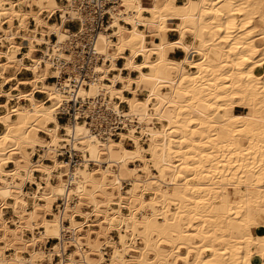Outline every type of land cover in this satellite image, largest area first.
Instances as JSON below:
<instances>
[{
  "label": "bare ground",
  "instance_id": "6f19581e",
  "mask_svg": "<svg viewBox=\"0 0 264 264\" xmlns=\"http://www.w3.org/2000/svg\"><path fill=\"white\" fill-rule=\"evenodd\" d=\"M76 3L0 0V264H264V0H121L95 43L101 75L77 92L127 103L137 123L118 139L58 118L68 95L47 80L70 58L67 21L86 27Z\"/></svg>",
  "mask_w": 264,
  "mask_h": 264
},
{
  "label": "built area",
  "instance_id": "2783aa9c",
  "mask_svg": "<svg viewBox=\"0 0 264 264\" xmlns=\"http://www.w3.org/2000/svg\"><path fill=\"white\" fill-rule=\"evenodd\" d=\"M76 4L78 12L86 16V27L84 30L78 29L81 23L78 19L67 21L78 23L77 29L72 33L70 47L65 50L70 58H53L61 77H51L47 80L56 81L58 87L68 95L58 118L66 121H84L100 138L118 139L122 132H127L129 127L137 123L134 118L125 115V103L119 102L115 106L109 102V96L103 93L95 98H82L77 92L82 84L88 87L90 83L98 81L101 75L96 68L103 63L104 58L96 51L95 43L99 31L108 26L111 12L122 6L121 0H77ZM112 72L114 71L109 74L112 75ZM62 79H67L68 85H65ZM103 82L110 81L104 79ZM126 142L130 141L127 139ZM59 157L67 160L72 168L81 164V157L75 151L66 150Z\"/></svg>",
  "mask_w": 264,
  "mask_h": 264
},
{
  "label": "rangeland",
  "instance_id": "374dc122",
  "mask_svg": "<svg viewBox=\"0 0 264 264\" xmlns=\"http://www.w3.org/2000/svg\"><path fill=\"white\" fill-rule=\"evenodd\" d=\"M178 3V2H177ZM145 14H147V13H145ZM60 14L58 13L57 15H55L54 16V18L52 19V21H58L59 20V18H60ZM69 21V20H68ZM171 22V23H170ZM169 22V25L170 26H172V27H174V26H176V22L175 21H170ZM77 25H78V23L77 22H73V23H71L70 24V22H67L66 23V27L67 28H69L70 30H76L77 29ZM6 26H7V24H6ZM128 33H126V35H127ZM192 40V37L191 36H188V42H190ZM148 43H151V44H153V40L150 38V39H148V42H147V44ZM151 44H148V45H151ZM0 49H4V50H8L9 48L5 45V46H1V44H0ZM13 49V48H12ZM11 49V50H12ZM22 51V52H21ZM27 51V48H25V47H23L19 52H17V55L19 56V57H23V55H24V52H26ZM195 54V57L197 58V57H199L196 53H194ZM35 55H40V52H35ZM219 55V56H218ZM221 53H217V59H220L221 57ZM151 59H154V57H152ZM28 62V61H27ZM188 66V68L189 69H191L190 68V66L189 65H187ZM14 73V69L13 68H9L8 70H7V75H11V74H13ZM31 75H32V73L30 72V71H27L26 69H23L21 72H19V78H29V77H31ZM18 76V75H17ZM49 82H52V80H50ZM14 82H11V84H13ZM10 84V85H11ZM10 86H8V87H6V89H8ZM21 88L23 89V90H27L28 88H29V86L28 85H24V86H21ZM37 97H39V98H43L44 97V95L43 94H40V93H37ZM141 97H143V95L141 96ZM3 99L4 98H1L0 99V101H3ZM13 103H14V101H13ZM3 112V110H2V108H0V113H2ZM61 122H65L66 120L65 119H63V120H60ZM157 125V124H156ZM3 129V125H0V131ZM127 144V146H130V142H127L126 143ZM38 156H35V158H37ZM46 162H49L48 160H46ZM30 187L29 186H27L26 187V189H29ZM229 189L230 190H235L233 187H231V186H229ZM61 204H62V200H60V202H57V204L55 203L54 204V206H53V209L55 210V211H58V207L59 206H61ZM170 209L171 210H174V205H172L171 207H170ZM8 210V211H7ZM13 216V213H12V210L11 209H6V217L7 218H11ZM48 218L50 219H52V216L51 215H49L48 216ZM93 219H95V217H93ZM55 228V226H51V229H54ZM92 228L94 229V230H98L99 229V227L97 226V225H93L92 226ZM254 229V228H253ZM112 235L115 237V238H117V231L116 230H114L113 231V233H112ZM65 236V235H64ZM55 242H58V240L57 239H55V238H53V236H52V238L49 240V242L47 243V247H51L52 246V244H54ZM139 245H141V244H139ZM74 248L73 247H70V249H69V252H72V250H73ZM107 250H110V248L108 247L107 248ZM183 251H185V250H183ZM11 253V251H9L8 252V254H10ZM26 255H28L27 253H26ZM56 262L58 261V259H56L55 260ZM132 263H130V264H136V262H134V261H131Z\"/></svg>",
  "mask_w": 264,
  "mask_h": 264
},
{
  "label": "crops",
  "instance_id": "0c3cea01",
  "mask_svg": "<svg viewBox=\"0 0 264 264\" xmlns=\"http://www.w3.org/2000/svg\"><path fill=\"white\" fill-rule=\"evenodd\" d=\"M183 1L184 0H177L178 4H183ZM254 24L257 27H262L263 24H264V21H263V19L261 17H257ZM178 25H179V22L176 23V26H178ZM111 28L112 29L109 30V31H111V32L115 31V28H113V27H111ZM124 34H126V32ZM188 36H190V35H188ZM188 36L186 37V41H188ZM178 38H179V32L178 31H175V30H170V31L165 32L163 34V40L165 42H167L169 40L170 41H175ZM112 39H114V38H112ZM155 40H157V39L155 38ZM148 44H151V43H148ZM184 55H185V52L182 49L176 48L174 51H172V52L169 53V58L174 59V60H180V59H182L184 57ZM142 60H143L142 57H137L135 59V61L138 62V63L141 62ZM124 61H125L124 59L119 58L118 59V62L116 63V66L123 67ZM111 71H114V70H111ZM145 71L148 72L146 69H145ZM115 74H116V72L114 71V72H112V75L111 76H115ZM122 75L123 76L131 75V77H137L138 76V72L133 71V72L130 73L128 70H123L122 71ZM18 77H19V73H18ZM11 82H14V81H11ZM11 82H9L7 85L4 86L5 89H6V87L10 86ZM122 85H123L122 83H118L117 84V87L118 88L119 87H122ZM21 86H24V85H21ZM123 94H124L125 97H127L129 99H134L135 98V95L133 93H131L130 91L125 90L123 92ZM141 96H142V94L141 95H138L139 98L143 99L144 98V95H143V97H141ZM125 104H126V107H127V103H125Z\"/></svg>",
  "mask_w": 264,
  "mask_h": 264
}]
</instances>
